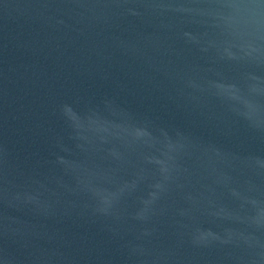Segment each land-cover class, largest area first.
I'll list each match as a JSON object with an SVG mask.
<instances>
[{
	"label": "water",
	"instance_id": "water-1",
	"mask_svg": "<svg viewBox=\"0 0 264 264\" xmlns=\"http://www.w3.org/2000/svg\"><path fill=\"white\" fill-rule=\"evenodd\" d=\"M0 264H264V0H0Z\"/></svg>",
	"mask_w": 264,
	"mask_h": 264
}]
</instances>
